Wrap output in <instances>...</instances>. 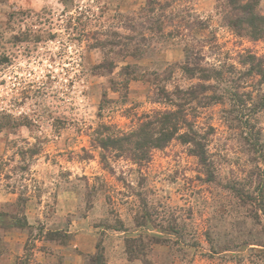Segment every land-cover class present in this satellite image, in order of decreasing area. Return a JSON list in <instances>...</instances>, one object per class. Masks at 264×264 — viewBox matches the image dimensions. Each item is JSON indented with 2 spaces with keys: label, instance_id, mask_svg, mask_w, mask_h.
Segmentation results:
<instances>
[{
  "label": "rangeland",
  "instance_id": "obj_1",
  "mask_svg": "<svg viewBox=\"0 0 264 264\" xmlns=\"http://www.w3.org/2000/svg\"><path fill=\"white\" fill-rule=\"evenodd\" d=\"M251 10L0 0V264H264V29L230 20ZM155 111L172 135L140 159Z\"/></svg>",
  "mask_w": 264,
  "mask_h": 264
},
{
  "label": "trees",
  "instance_id": "obj_2",
  "mask_svg": "<svg viewBox=\"0 0 264 264\" xmlns=\"http://www.w3.org/2000/svg\"><path fill=\"white\" fill-rule=\"evenodd\" d=\"M251 11H252L250 12L251 14L245 16L244 18L236 17L230 20L232 27L237 32H240L239 30L246 25V28L249 29V33L253 34L251 36L256 37L258 36V34L261 33L264 27H262L263 25L261 23V17H259L255 11L253 10ZM176 112L178 113L180 111H176ZM168 126L170 128L174 126L171 113L165 111L162 112L155 111L152 118L141 124L139 128L133 132V136L136 138V141L132 142L129 145V149L134 152H139L140 159H143L145 156H147L145 154L148 152V150L151 147H156V146L163 147L164 144L171 138L172 134H170V132L168 131L167 129ZM157 127L158 129L159 128L161 129L158 132L159 133L158 138L156 139L155 142H150V140L153 139L152 133ZM133 155L136 156L135 153H133ZM131 158L134 159V157Z\"/></svg>",
  "mask_w": 264,
  "mask_h": 264
}]
</instances>
